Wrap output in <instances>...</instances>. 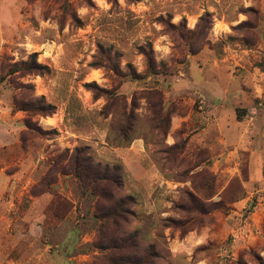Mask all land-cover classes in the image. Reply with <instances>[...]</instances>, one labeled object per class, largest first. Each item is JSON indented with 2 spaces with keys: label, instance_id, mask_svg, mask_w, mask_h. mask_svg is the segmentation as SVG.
<instances>
[{
  "label": "rangeland",
  "instance_id": "obj_1",
  "mask_svg": "<svg viewBox=\"0 0 264 264\" xmlns=\"http://www.w3.org/2000/svg\"><path fill=\"white\" fill-rule=\"evenodd\" d=\"M32 53L45 74L1 69ZM1 76L0 264H108L80 146L120 165L117 228L155 264H264V0H0Z\"/></svg>",
  "mask_w": 264,
  "mask_h": 264
},
{
  "label": "trees",
  "instance_id": "obj_2",
  "mask_svg": "<svg viewBox=\"0 0 264 264\" xmlns=\"http://www.w3.org/2000/svg\"><path fill=\"white\" fill-rule=\"evenodd\" d=\"M200 23L202 25L209 24L210 15L206 13L202 16ZM206 26L202 27L201 33L205 28L208 31L210 30V27ZM143 54L150 60V54ZM1 69L8 70V76L16 73H21L22 76L42 75L48 70L36 62L35 53L30 54L28 59L19 66L2 62ZM4 80V76H1L0 82ZM12 105V112L21 111L42 117L50 116L55 111V106L48 103L44 97L29 101L22 96H13ZM24 125L26 130L30 132L36 130L30 119H26ZM68 167L78 182L81 194L83 196L89 194L98 198L97 208L99 215L97 218L102 222L112 223L115 227L114 231L108 235V238L104 237L105 245L97 246V248L109 252L107 256L103 257V261L105 260V263L108 264H155L161 258L155 245H151L148 250L142 249L143 247L136 240V233H130L125 237L121 235L120 229L117 228L119 220L128 222L129 217H134V213L130 210V206L133 204L132 197L122 198L119 196L122 189L120 165L103 166L100 163H95L90 156L89 148L80 146L74 149ZM62 202L60 197H57L56 203H58V207L62 206ZM58 209H51L50 216L52 218H58Z\"/></svg>",
  "mask_w": 264,
  "mask_h": 264
},
{
  "label": "crops",
  "instance_id": "obj_3",
  "mask_svg": "<svg viewBox=\"0 0 264 264\" xmlns=\"http://www.w3.org/2000/svg\"><path fill=\"white\" fill-rule=\"evenodd\" d=\"M12 124H15V122H13Z\"/></svg>",
  "mask_w": 264,
  "mask_h": 264
}]
</instances>
